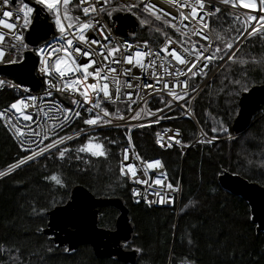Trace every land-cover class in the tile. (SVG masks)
<instances>
[{"label": "trees", "instance_id": "1", "mask_svg": "<svg viewBox=\"0 0 264 264\" xmlns=\"http://www.w3.org/2000/svg\"><path fill=\"white\" fill-rule=\"evenodd\" d=\"M136 12L141 19L146 13L141 9ZM107 16L110 19L109 14ZM209 26L219 47V43L236 35L235 41L243 31L240 17L225 8L210 17ZM163 30V33L149 35L145 25L137 28L132 38L152 40L154 45L167 34L182 39L181 33L168 26ZM220 48L222 54L225 53L226 48ZM235 52L237 58L244 60L264 54V30L244 40ZM227 62L195 99L194 115L206 132H211L209 116L214 115L226 123L234 135L235 117L229 113L227 101L234 103L236 99V94L232 95L229 89L239 90L242 85L231 83L230 75L222 77L220 74ZM242 64L234 62L226 72L234 78H247L245 85L251 83L250 87L264 83L262 63L245 61ZM17 99L14 89L0 91V111ZM106 107L119 112H126L128 108L125 103ZM167 123L182 129V142L189 145L186 151L179 146L161 148L148 128H134L132 138L143 157L162 156L172 184L181 182L178 211L176 206L132 200L130 183L121 174L118 159L120 146L128 141L127 127L88 131L0 177V264H167L169 259L189 264H264V231H258L253 222L248 201L225 189L218 181V175L227 169L261 183V175L251 168L246 169L239 148L245 132L252 131L259 141L264 138V106L256 112L247 130L229 140L195 141L197 128L189 117ZM251 144L246 140L242 146L250 148ZM22 153L0 112V170ZM78 183L96 195L125 199L135 224V236L125 245L139 250L136 262L98 256L89 243L68 249L44 232L48 210L66 202L71 188ZM99 213L100 225L115 227L118 208L100 206Z\"/></svg>", "mask_w": 264, "mask_h": 264}, {"label": "built area", "instance_id": "2", "mask_svg": "<svg viewBox=\"0 0 264 264\" xmlns=\"http://www.w3.org/2000/svg\"><path fill=\"white\" fill-rule=\"evenodd\" d=\"M39 1L45 4L54 31L31 46L25 33L34 7L24 0L16 4L0 0V65L21 60L24 51L33 48L42 79L40 87L32 89L0 71V91L14 89L24 113L13 104L0 111L23 152L0 170V177L83 133L127 125L128 141L120 146L118 159L132 200L176 206L178 211L181 182H170L162 156L140 154L132 130L159 124L157 144L186 151L189 145L182 142V129L167 121L189 117L201 131L193 103L241 43L264 30V0ZM116 8L136 14L141 9L165 21L182 39L167 34L154 45L120 34L107 16ZM222 8L237 14L244 27L223 54L209 26L210 17ZM118 103L128 107L121 115L106 107ZM167 264L189 263L169 259Z\"/></svg>", "mask_w": 264, "mask_h": 264}, {"label": "water", "instance_id": "3", "mask_svg": "<svg viewBox=\"0 0 264 264\" xmlns=\"http://www.w3.org/2000/svg\"><path fill=\"white\" fill-rule=\"evenodd\" d=\"M10 1L13 4L18 2ZM24 1L34 7L33 20L26 30L25 38L31 46H35L41 39L51 36L54 25L42 1ZM110 23L117 32L128 37L133 36L137 28L142 26V20L136 13L120 8L110 12ZM36 63V52L29 48L24 51L21 60L0 65V71L37 89L42 79L36 72ZM262 106L264 83L254 84L242 91L239 109L232 123L234 135H239L250 127L254 115ZM218 181L222 187L248 201L253 222L257 224L258 231H264V184L227 169L218 175ZM104 205H113L119 210L114 228L99 224V207ZM48 216L44 232L50 234L60 246L76 249L81 244L89 243L98 256H113L131 263L136 262L140 256L137 248L125 245V242L131 241L135 236V224L125 199L121 196L96 195L87 186L78 183L71 188L69 199L48 210Z\"/></svg>", "mask_w": 264, "mask_h": 264}, {"label": "rangeland", "instance_id": "4", "mask_svg": "<svg viewBox=\"0 0 264 264\" xmlns=\"http://www.w3.org/2000/svg\"><path fill=\"white\" fill-rule=\"evenodd\" d=\"M142 17H143V19H141L142 20V26L138 27V28H142L143 26L146 25L147 29L149 31V35H153L155 32H158V31L163 33L164 32L163 27L168 25L165 21H163L159 18L153 17L152 15H149L147 13H143ZM236 37L237 36L235 35L233 38H228L227 40H224L222 43H219L220 47L227 48V45L229 43H232ZM150 41H152V40H150ZM245 61L256 62V63H260V64L262 63V67L264 68V54L253 55L250 57V59L244 60L240 57L237 58L236 52H234L232 54L231 58L226 63L225 68L220 73V74H222V77L223 76L227 77L230 75L229 78L232 79L231 83L238 82V83H240V85H242V87L239 90H237L233 87H231L229 89V92H231L232 95L236 94L235 95L236 99H235L234 103L229 102V100L227 101L229 113L234 117L237 114L238 109H239L240 95H241L242 91L247 90V88L250 87L251 83L245 85L247 83V78H240V77L234 78L229 72H226V71L229 69L230 65H232L234 62L242 64ZM242 67H246V66L243 65ZM200 92L198 93V95L200 94ZM13 106L17 111L21 112V114H24L22 112V109H21V100L17 99L13 103ZM231 108H232V110H231ZM110 112L113 114H116V115H121L124 113V112H119V111H110ZM193 113H194V103H193ZM209 117H210V123L208 125H210L211 132H206L201 127V125L199 124L201 127V131L197 129L196 137H195L196 140H198V141H202V140L215 141L214 139L218 140V139L222 138L225 140H229L231 138H234V135L230 132L226 123L222 122L220 118H216L214 115H210ZM122 127H127L128 130L130 129V126H127V125H123ZM158 127H159V124L154 123V124H149V125H145V126H140V127H137L136 129L148 128V129H151L152 134L154 135V131ZM251 132H249V133L245 132L247 134H242V139L240 142L241 146L239 148V152L242 153L243 157L245 158V164L244 165H245L246 169L251 168L252 172H254L257 175H261L263 177L261 184H264V138H262L259 141L258 137L255 134H252ZM246 140H249L250 143H252L250 148H247L245 145L242 146ZM87 147H90V145H87Z\"/></svg>", "mask_w": 264, "mask_h": 264}, {"label": "bare ground", "instance_id": "5", "mask_svg": "<svg viewBox=\"0 0 264 264\" xmlns=\"http://www.w3.org/2000/svg\"><path fill=\"white\" fill-rule=\"evenodd\" d=\"M47 1H57V0H47Z\"/></svg>", "mask_w": 264, "mask_h": 264}]
</instances>
